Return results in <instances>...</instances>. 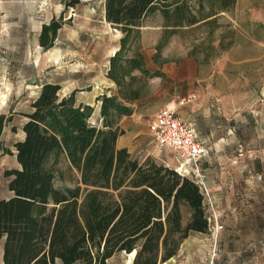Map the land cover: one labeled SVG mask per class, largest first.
Masks as SVG:
<instances>
[{
  "label": "trees",
  "instance_id": "1",
  "mask_svg": "<svg viewBox=\"0 0 264 264\" xmlns=\"http://www.w3.org/2000/svg\"><path fill=\"white\" fill-rule=\"evenodd\" d=\"M78 5L63 1L66 10ZM235 6L236 0H104L106 23L122 35L106 73L118 96L101 98L97 128L89 123L92 108L77 106L73 93L61 97L57 84L40 85L23 115L22 140L13 144L17 168L3 173L11 196L0 200L2 264H106L120 254L132 264H164L190 235L208 232L204 195L193 180L116 146L124 134L118 121L133 112L123 103L141 98L143 78L160 76L145 69L138 51L123 54L154 14L162 20L155 57L173 36L191 38L192 56L223 53L224 35L215 41L214 33L223 28L221 15ZM61 20L42 26L43 50L53 45ZM6 121L0 115V136ZM63 157L76 180L59 190Z\"/></svg>",
  "mask_w": 264,
  "mask_h": 264
},
{
  "label": "rangeland",
  "instance_id": "2",
  "mask_svg": "<svg viewBox=\"0 0 264 264\" xmlns=\"http://www.w3.org/2000/svg\"><path fill=\"white\" fill-rule=\"evenodd\" d=\"M63 1L0 0V115L10 119L4 123L0 136V199L9 196V179L3 173L17 167L13 144L22 140L23 115L29 112L40 84L59 83L62 88L60 96L67 95L71 89H85L91 81L106 85L103 65L109 60V46H113L118 38L99 20L104 0H79L77 7L67 10ZM60 19L61 28L53 45L43 50L38 43L41 27ZM219 23L223 28L214 33V39L217 41L224 35L225 52L211 57L202 52L192 56L189 54L191 38L173 36L155 57L162 20L158 14L144 20L140 38L132 48L124 51L123 56L130 58L135 51L144 53L151 63L148 72H158L161 76L143 78L139 84L142 91L138 117L146 129L158 111L175 104L189 92L196 93L198 101L213 104L223 136L231 101L234 104L264 102V0H236L235 8L222 14ZM92 60L99 68L92 65ZM163 66H171L176 76L192 78L187 82L172 81L161 74ZM96 114L92 109L89 122L92 125ZM183 119L190 122V119ZM131 156L140 162L151 158L165 166L178 165L173 152L158 147L149 135ZM224 158L210 157L216 165L224 163ZM205 164L203 161L202 168ZM58 169L62 178H56L55 188H72L76 175L69 170L64 157L60 159ZM189 179L197 181L194 177ZM196 236L185 239L177 255L164 264H207L213 249L217 253L213 264H234L237 261L239 264H264V218L260 222L259 235L251 237L258 243L251 240V245L240 253L231 251L230 246L227 250L226 245V250L222 246L209 248L206 235ZM132 260L128 255L120 254L106 264H132Z\"/></svg>",
  "mask_w": 264,
  "mask_h": 264
},
{
  "label": "crops",
  "instance_id": "3",
  "mask_svg": "<svg viewBox=\"0 0 264 264\" xmlns=\"http://www.w3.org/2000/svg\"><path fill=\"white\" fill-rule=\"evenodd\" d=\"M99 20L108 26L109 31L117 34V42L108 48L110 49L108 52L110 59L118 51L122 35L106 23L104 5ZM141 55L145 69L148 71L151 63L144 53H141ZM91 63L99 68L96 61L92 60ZM103 68L105 76L103 82L106 85L100 86L102 82L98 84L99 82L94 83L93 81L92 83L91 81V84L85 89H71L67 91V95L65 93L62 95L65 97L73 93L77 106H87L94 109L97 112L94 118V125L97 128H100L102 123L100 117L101 98L103 96H118L116 85L106 78L109 60L106 65H103ZM171 68V66L167 68L163 66L161 74L178 83L187 82L188 79L192 78L176 76ZM132 75L139 76L140 73L134 71ZM52 84H57L61 88V85L57 82ZM197 98L199 97L197 96ZM118 100L121 101L119 98ZM123 104L132 108L133 112L130 116L122 117L118 121V126L124 134L118 138L116 146L119 149H126L131 155L137 146L144 142L145 136H150V134L145 123L138 117L141 98L135 100L132 104ZM178 109L183 110L177 112V115L181 119H190V122L183 120L194 129L198 139L207 148V155L198 165V169L199 174L203 177L201 190L204 195L209 230L205 234H193V236L206 235L209 248H212V246L225 248L226 245L227 250L230 246L231 251H237V253L245 251L247 246L251 245V242H257L256 239L253 240L251 237L259 235L260 222L264 218V102L259 100L253 104L252 102L243 101L234 104V101H231L227 108L228 117L225 122L224 136L220 131V125H217L218 121L215 119L214 106L210 102L200 99ZM216 142L218 143L217 146L215 145ZM13 156L15 158V151ZM214 156H224V163L216 165L210 159ZM203 161L206 164L202 168ZM166 166L174 169L177 167V165ZM10 196L9 193V196L3 199ZM218 226H221L222 230L213 233L211 228ZM239 263L237 261L234 264ZM0 264H2L1 242Z\"/></svg>",
  "mask_w": 264,
  "mask_h": 264
},
{
  "label": "built area",
  "instance_id": "4",
  "mask_svg": "<svg viewBox=\"0 0 264 264\" xmlns=\"http://www.w3.org/2000/svg\"><path fill=\"white\" fill-rule=\"evenodd\" d=\"M196 100L197 94L191 92L179 98L175 104L164 107L148 122V132L158 147L173 152L178 163L175 171L187 178L194 177L201 188L203 179L199 174L198 165L206 157L207 148L198 139L194 129L177 115L178 108L186 107ZM211 230L213 233L218 232L222 230V227H214ZM216 254L213 249L207 264H213Z\"/></svg>",
  "mask_w": 264,
  "mask_h": 264
}]
</instances>
